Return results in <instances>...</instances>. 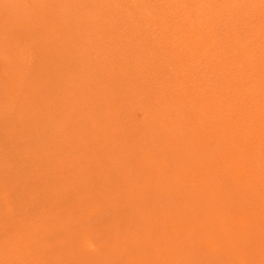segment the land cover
<instances>
[{"label":"rangeland","instance_id":"obj_1","mask_svg":"<svg viewBox=\"0 0 264 264\" xmlns=\"http://www.w3.org/2000/svg\"><path fill=\"white\" fill-rule=\"evenodd\" d=\"M0 264H264V0H0Z\"/></svg>","mask_w":264,"mask_h":264}]
</instances>
